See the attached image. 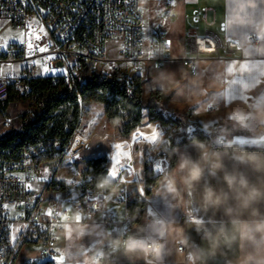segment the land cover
Returning a JSON list of instances; mask_svg holds the SVG:
<instances>
[{
	"label": "crops",
	"instance_id": "0c3cea01",
	"mask_svg": "<svg viewBox=\"0 0 264 264\" xmlns=\"http://www.w3.org/2000/svg\"><path fill=\"white\" fill-rule=\"evenodd\" d=\"M152 2L151 19L153 23L150 27L160 24L164 28L167 26L172 33V39L169 41L168 61L165 66L160 70H149L144 80L145 96L157 90H161L165 95H171V100L163 106L165 111L185 115L188 124L191 121L194 127L206 126L207 133L213 129H222L229 124L242 126L251 131L264 129V103L250 104L252 100L247 102L234 100L231 103H225L210 98L212 94L218 95L230 91L228 82L237 77L241 64L246 62L251 64V74L255 79L244 95L256 97L264 92V75L261 74L264 73V68L258 62L261 58L258 53L264 47L260 40L264 37V4L260 0H183L177 2L175 11H179V21L185 19L182 22L184 26V32H182V29H178V25L173 24L172 20L164 18L167 1L152 0ZM201 4L203 8L200 7ZM189 7H194L192 13L196 9H205L208 12V22L200 24L201 28L198 27V33L202 31L203 34L208 29L225 37L226 34L220 32L219 27L222 23H226L227 35L237 40L241 46V50L235 51L230 56L223 55L221 51V59L204 58L198 61V71L205 73L201 78L190 74L181 62L182 58L188 57L185 53L187 49L190 50L186 33L195 27L191 18L193 26L185 31L188 24L185 13ZM251 34L256 38L254 43L248 40ZM178 65L182 66V71L186 68L182 76L175 72ZM229 66L233 68V73H228ZM210 75L212 79H209ZM189 81L198 85V90L191 94L186 87ZM147 85H150L148 91L146 90ZM233 87H240V85ZM148 116L149 111L144 113L145 118ZM229 116L231 120L228 119ZM81 121H84V133L81 132V135L88 142L87 145L92 146L90 151L81 150L78 153L81 159L75 170L73 171L72 166L67 163L60 176L58 172L66 158L58 165V168L52 163L45 164L43 178L32 187L37 194L45 192L49 199L64 197L68 191L50 188L53 180L64 182L77 179L86 170L87 161L99 155L107 159L114 155L116 144L110 139L111 135L106 132L105 127H102L104 123L109 122L105 115V106L99 103L84 104ZM147 123L146 126L140 128L143 130L140 137L150 136V131L156 128L157 140L161 136L159 132L163 125L158 120L152 122L148 120ZM177 125L178 136L173 140L179 142L184 135L189 133L182 131L185 127L183 122ZM216 133L209 143L191 142L175 148L178 160L182 156H188L194 161H199L201 159L199 144L202 143L210 154H219L223 163V169L215 173L212 172L210 166L206 165L201 180L190 191L185 190L179 180H177V191L175 193L168 191L167 182L173 178L176 166L170 170L168 157H161L167 161V164L162 167L163 170L160 173H157L161 175L157 189L149 196L150 204L146 205L141 219L128 233V240L151 243L164 239L161 256L152 261V264H197L201 260H205V264H264V196L253 201L247 208L241 207L223 180L225 172L243 176L250 187L264 193V152L244 151L237 148L230 151L218 148L223 145L229 147L239 145L236 139H249L253 145H256V148L264 149L260 146L264 145V134L255 138L232 133L227 135L224 130L216 131ZM127 142L120 144L122 146L120 152L123 153L122 160L131 159L132 156L134 144L129 148L128 144L126 145ZM162 142L165 141L162 140ZM72 159H68V162ZM141 162L144 167V158ZM123 163L130 162L124 161ZM142 173V169L136 170L132 166V174L128 176L129 180L123 182L125 183L124 188L115 190L114 186L111 191L106 190L109 200L107 207L113 210L111 212L120 222L116 229L122 230L123 228L126 206L115 203L114 197L123 189L133 191L128 183H135L133 178ZM207 187H213L217 192L227 193L228 198L219 205L205 203L203 192ZM146 216L153 218V221L147 222ZM162 225L164 226L163 235L159 231ZM121 230L106 233L98 219L90 223L68 224L57 236L59 253L66 258L65 264H91L93 258L103 252L105 245L116 238ZM84 241L90 242L87 250H84ZM181 244L185 247L184 251L178 250ZM34 251L33 255H37L36 249ZM82 251L83 255H79ZM193 255L197 257L194 262L190 259ZM115 261L116 264H147L141 254L125 249L116 255Z\"/></svg>",
	"mask_w": 264,
	"mask_h": 264
},
{
	"label": "built area",
	"instance_id": "2783aa9c",
	"mask_svg": "<svg viewBox=\"0 0 264 264\" xmlns=\"http://www.w3.org/2000/svg\"><path fill=\"white\" fill-rule=\"evenodd\" d=\"M141 1L0 0V21L10 23L20 33L30 32L26 25L32 23L35 31L25 40L32 42L34 48L37 45L48 46L47 51H37L34 55H26V43L20 44L19 41H8L6 47H0V264H15L19 253L26 247H32L37 252V255L29 256L27 264H52L49 257L60 254L57 236L68 224L90 223L98 219L106 233H111L120 224L114 222L116 216L107 207L106 183L94 184L91 172H83L77 179L64 181L68 192L62 198L49 199L45 192L37 194L33 190L32 187L44 176L45 164L52 163L58 168L63 158L56 154L54 158L46 160L48 150L42 144L24 145L16 149L7 146L8 134L17 127L7 116L6 107L11 103L12 92L18 97L30 98L33 94L32 82L39 78L53 79L54 82L63 80L77 89L78 80L87 70L89 74L99 72L103 77L116 76L128 90H134L141 80L147 78L149 70L162 69L168 61L167 32L162 24L147 26ZM166 1L164 18L172 20L175 17V3L181 0H175L174 4ZM191 18L195 27L186 33V40L192 56L181 59L190 74L195 75L198 71L197 63L201 59H221V51L223 55L230 56L241 50L238 41L227 35L226 23L219 27L220 32L226 34L225 37L208 29L202 35L198 33V25L208 22L207 10L196 9ZM41 27L47 35L39 31ZM35 35H39L40 39L36 40ZM208 38H211V43ZM248 40L254 43L256 38L251 34ZM4 43L0 41V46ZM108 43L115 46L114 57L107 56ZM50 56L56 58L47 60L48 66L64 68L67 75H39L41 67L32 64V61L43 62ZM137 69L142 70L140 75ZM12 70H16L15 79L9 78ZM177 127L175 121H170L164 125V131L172 133ZM87 144L78 130L65 149L64 156H74ZM145 178V173L133 178L138 188L144 190L143 196L129 189L115 195L113 201L126 206L123 228L116 238L105 245L104 251L93 258L91 264L97 260L99 264H116L115 257L125 249L130 229L141 219V215L130 210L129 204L137 197L150 204L151 194L147 195V192L153 193L157 189L158 183L147 185ZM125 179L129 180L128 177ZM70 190L81 197L71 207ZM85 191L93 197V203L88 207H85L82 197ZM101 195L105 199H100ZM66 208L69 210L65 211ZM49 212L52 214L48 215ZM145 219L147 222L153 221L149 216ZM116 241L120 243L117 245ZM157 242L163 245L164 239ZM184 248L181 244L178 250L184 251ZM149 259L155 261L153 257ZM205 263V260H201L197 264Z\"/></svg>",
	"mask_w": 264,
	"mask_h": 264
},
{
	"label": "trees",
	"instance_id": "16d2710c",
	"mask_svg": "<svg viewBox=\"0 0 264 264\" xmlns=\"http://www.w3.org/2000/svg\"><path fill=\"white\" fill-rule=\"evenodd\" d=\"M77 89L70 87L63 80L56 82L53 79H36L32 82L33 94L30 98L18 97L12 92L10 101H31V112L22 116L20 125L8 134L7 146L11 148H20L24 145L42 144L48 150L46 160L54 158L60 154L65 158L64 151L71 144L79 130L83 105L87 103H99L105 106V115L109 122H121L122 134L124 138L130 137L137 128L142 125L144 119V110L149 111V121H160L162 125L170 121L181 124V120L175 117H164V104L168 103L172 96L165 95L161 90L153 91L145 96L144 84L141 80L134 90H128L122 81L116 76L103 77L99 72L89 74L87 70L81 75L77 83ZM227 129L232 130L236 135L247 137H261L264 129L251 131L242 126L229 124ZM208 136L202 132L195 131L192 134H186L181 141L171 140L170 146L164 151L162 144L165 132L156 140L158 132L155 129L150 131V136L155 141L144 153V171L146 174V184L158 183L161 175H156L150 167L149 161L162 155L170 158V167L172 170L178 158L175 148L191 142L209 143L216 136L213 129ZM218 148L239 150L261 151L263 148L245 147L239 145H223ZM107 157L95 158L87 161L86 170L91 172L94 184L107 181L106 189L111 191L115 183L108 180L106 175ZM50 188L65 191L64 182L52 181ZM147 192V195H150ZM146 207V202L135 200L129 204L130 210L135 214L141 215L142 209Z\"/></svg>",
	"mask_w": 264,
	"mask_h": 264
},
{
	"label": "snow or ice",
	"instance_id": "6c2138e0",
	"mask_svg": "<svg viewBox=\"0 0 264 264\" xmlns=\"http://www.w3.org/2000/svg\"><path fill=\"white\" fill-rule=\"evenodd\" d=\"M170 3H175V0H169ZM262 4H264V0H260ZM27 29L31 30L30 32H22L19 34L18 40L20 44H25L27 47V52L26 55H34L35 52H45L47 51L48 46L45 47H39L38 45L34 48L33 43L30 41H26L25 37L28 35H32V33L35 31L33 29L32 23H28L26 25ZM40 32L44 33V35H47V33L44 31L43 27L39 29ZM36 40L40 39L39 35H35L34 37ZM13 39H17V37H13ZM209 39V43L212 42L211 38ZM262 45H264V37L260 38ZM255 42V41H254ZM8 44V41L6 40L4 45L0 47H6ZM201 46H203V41H201ZM258 56L261 58L258 60L259 64L261 65L262 68H264V47L261 48L260 53H258ZM56 57L50 56L46 58L43 62L41 61H32V64L38 65L41 67V72L39 75H55L57 73L61 75H67V70L64 68H50L47 64V60L50 59H55ZM16 70L10 71L9 78L10 79H15ZM211 71V70H210ZM228 73H233V68L231 66L228 67L227 69ZM142 72L141 69H137V74L140 75ZM264 75V73H261ZM205 75L203 72L197 71L195 73V77L201 78ZM213 77L210 75L209 79H212ZM255 79V77L251 74V64L249 62H246L244 64H241L238 75L236 78L232 79L229 81V89L230 91L220 93V94H212L210 97L211 99H215L217 101H223L225 103H231L234 100H242V101H249L252 100L253 102L250 104H255V103H264V92L259 93L256 97H248L244 95V92L248 90L252 86V81ZM235 85H240V87H233ZM186 87L189 90V94H191L193 91L198 90V85L194 84L192 81H189ZM249 104V105H250ZM212 105H209V108L211 109ZM252 111V109H251ZM229 120H231V116L228 117ZM149 127H152L151 125H148ZM156 130V128H153ZM183 132H187L189 134L193 133L194 131H200L202 132L205 136H208L209 134L206 131V126H201V128H197L191 125H186L183 129ZM160 134H163L162 131L159 132ZM142 139L147 140L148 142L154 144V140L152 139L151 136H143ZM233 139H236L233 137ZM169 142H171V139L169 138ZM236 143L245 147H255L256 145H253L251 140L249 139H236ZM261 147H264V145H260ZM92 146L85 145V150L90 151ZM112 147V146H110ZM115 149L117 150L115 155L109 156V161H110V167L106 171V175H108L110 178H112L114 181L117 182H127L125 177L127 175L132 174V166L130 163H123L121 157L123 156V153L120 152L119 150L121 149L120 144L114 145ZM97 158H101V155H99ZM81 159L80 155L76 153L73 156V159L70 160L68 163L72 166L73 171L75 170L77 162ZM150 167L152 170L156 173H160L162 170V167L167 164V161L163 158H161L158 162L153 163L152 161H149ZM135 182V181H133ZM72 183V182H69ZM29 188H31V185H28ZM137 193L141 196L144 195V190L141 188L136 189ZM83 197V202L85 207H88L91 203H93V197L90 195L88 191H85L82 193ZM81 197L75 196L71 190L69 192V200L71 201V204L69 207L74 206L75 203H77L80 200ZM100 199H105L104 195H101L99 197ZM69 208H66L65 211H68ZM110 212L113 210H109ZM52 213L49 212L48 215H51ZM115 223H119L118 218H113ZM115 231H120L121 229H114ZM126 230V229H124ZM90 245L89 241H84V250H87ZM83 255V251L79 254ZM49 259L52 260V264H65V257L63 255L58 254L57 256H51Z\"/></svg>",
	"mask_w": 264,
	"mask_h": 264
},
{
	"label": "rangeland",
	"instance_id": "374dc122",
	"mask_svg": "<svg viewBox=\"0 0 264 264\" xmlns=\"http://www.w3.org/2000/svg\"><path fill=\"white\" fill-rule=\"evenodd\" d=\"M181 1H183V0H181ZM152 3H153L152 0H142L141 1V7H142L143 12H144L145 22H146L148 27L152 26V23H153V21L151 19L152 18L151 15L153 14L151 12ZM202 4L200 5V7L203 8ZM193 9H194V7H192V8L189 7V9H187V11H186L187 13H185V18L188 21V24L186 26L185 31L188 28H190L191 26H193V24L191 23V15H192ZM174 15H175V17L172 19V23L177 24L178 29H180V30L182 29V32H184V29H183L184 26H182V22L185 19L182 17L183 20L181 19L182 21L181 22L179 21L180 20L179 11H175ZM157 16H159V15L157 14ZM198 27L201 28L200 25H198ZM165 29L167 32L168 41H171L172 33L170 32V29L167 26L165 27ZM19 34H20V32L17 31L16 29H14L10 23H8L6 21H0V41H6V40L7 41H19L18 40ZM199 34L202 35V31H200ZM13 37H17V39H13ZM106 52H107V56L114 57L116 55L115 46L112 43H108V45L106 46ZM185 53L188 57L192 56V53L190 52L189 48L187 49V51ZM185 71H186V68H184V71H182V66H180V65H178L177 68L175 69V72L178 73L180 76L184 75ZM149 88H150V85H147L146 90L148 91ZM30 104H31V101L29 100V101H15V102H11L7 105V107H6L7 116L12 119L15 127H18L20 125V121H21V118L23 115L31 112ZM147 112H148V110L145 109L144 113H147ZM163 114H164L165 118L170 117V116L178 118L179 120H181L183 122L184 126H186V125L194 126L192 124L193 122H191V121H190V124H188L187 118L183 114H179V113L177 114V113H171V112L168 113L167 110L164 111ZM148 120H149L148 117L147 118L144 117L142 125L137 129H140V128H143L144 126H146L148 124L147 123ZM83 123H84V121H81L80 126H79V131L84 133ZM121 125H122L121 122H107L106 124L104 123V125L102 127H105L106 132L111 135L110 139L113 140V142H115V144H123L124 142L128 141L126 143V145H127L131 141L133 134L136 131H134L130 137H128L127 139H124L123 134H122ZM220 130H224L227 135H229L231 133L234 134V132L232 130L227 129L226 127L222 128V129L221 128L215 129V131H217V132H219ZM141 131L143 133V130L140 129V135H141ZM161 131H162V133L165 132L164 131V125H163V128ZM177 132H178V128L175 132H172V133L165 132L163 140L165 141L164 143H166V144H164L162 142V144L164 145V151H166L168 149V147L170 146L169 138L171 140L175 139V137L178 136ZM160 135H162V134H160ZM133 144H134V146H132V148H133L132 149L133 150L132 156H131V154L129 155V156H131V159L126 158V159H123L122 161L123 162L124 161L130 162L131 165L134 167V169H136V170L142 169V172L145 173L144 167L142 166L141 161H142V158H144V153H145L146 149L151 145V143L142 139L139 136L137 138V140L135 141V143H133ZM163 156L164 155H162L161 157H163ZM161 157L156 158L153 163L158 162L161 159ZM65 158L66 159L63 161V164H62L61 168L59 169L58 176H60L62 174L63 167L67 165L68 159H72L73 157L71 158V155H67ZM78 162H77V164H79ZM169 164H170V161H169ZM53 166H55V164ZM109 167H110V161L108 159L107 168H109ZM154 173L157 175L156 172H154ZM80 174H81V171H80ZM128 176L129 175H127L126 177H128ZM108 178L111 182L115 183V190H120L121 188H124L125 183L114 181L110 177H108ZM128 186L134 192H137L136 191V189H138L137 183H128ZM137 200L146 202L145 199H141L140 197H137ZM146 205H147V203H146ZM144 209H145V207L142 209V211H144ZM34 250L35 249L32 247H26L25 249H22V251L19 253V255L15 261V264H27V259L29 258V256L33 255V253L35 252Z\"/></svg>",
	"mask_w": 264,
	"mask_h": 264
},
{
	"label": "clouds",
	"instance_id": "9594fccd",
	"mask_svg": "<svg viewBox=\"0 0 264 264\" xmlns=\"http://www.w3.org/2000/svg\"><path fill=\"white\" fill-rule=\"evenodd\" d=\"M201 149V159L199 161H194L188 156H182L176 165L174 170V176L167 182V189L170 192L175 193L177 191V180L183 185L185 190H192L195 184H197L204 173L205 166H210L213 173L223 169V163L219 154L209 153L205 145L199 144ZM224 183L227 185L229 192L232 193L235 200L241 207L247 208L253 201L264 193L260 192L254 187H250L248 181L243 176H237L235 174H230L225 172L223 176ZM107 183V181H105ZM203 198L205 203L219 205L224 200L228 198L227 193L217 192L213 187H207L204 189ZM229 211H231L229 209ZM162 225L159 231L163 235ZM120 241H116L118 245ZM163 245L156 241L151 243L140 242L135 240H129L125 244V250L141 254L147 261V264H152V260L149 257L159 259L162 253ZM197 257L194 255L190 259L195 261ZM95 264H99L97 260Z\"/></svg>",
	"mask_w": 264,
	"mask_h": 264
},
{
	"label": "bare ground",
	"instance_id": "6f19581e",
	"mask_svg": "<svg viewBox=\"0 0 264 264\" xmlns=\"http://www.w3.org/2000/svg\"><path fill=\"white\" fill-rule=\"evenodd\" d=\"M139 136H140V129L137 130V131L133 134V138H132V140L128 143V147H129V148L133 145L134 141H135ZM116 151H117V150H116ZM116 151H115V153H116ZM119 151H120V150H119ZM115 153H114V155H115Z\"/></svg>",
	"mask_w": 264,
	"mask_h": 264
}]
</instances>
